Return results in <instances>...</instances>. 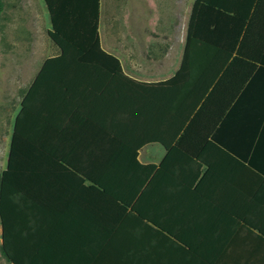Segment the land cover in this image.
I'll return each mask as SVG.
<instances>
[{"label":"trees","instance_id":"trees-1","mask_svg":"<svg viewBox=\"0 0 264 264\" xmlns=\"http://www.w3.org/2000/svg\"><path fill=\"white\" fill-rule=\"evenodd\" d=\"M43 1L51 23L48 35L61 53L47 60L22 103L14 125L7 167L0 176L3 240L0 248L9 264H92L107 246L126 253H147L176 243L165 240V227L155 222L151 214L144 215L140 202L133 208L143 223L135 226V229L140 228V234L134 232L133 225L127 221L125 239L112 238L120 224L116 220L101 234L95 229L93 238L87 241L60 238L56 231L58 225L38 222L36 207L25 196L31 194L29 187L40 184L132 185L137 190L129 193L132 197L126 201L127 212L147 183L183 184L188 183L187 179L191 180L189 184L196 183L201 168L204 165L212 167L203 155L208 143L262 175L261 189L254 198L264 205L259 197L264 189V159L254 156L264 147V0L194 1L181 68L174 78L157 84L166 87L168 102L174 104L171 111L159 106L158 118L170 121L173 127L180 124L170 142L158 137L170 150L159 167L139 162L138 152L144 146L141 144L121 145L126 153L124 157L103 161L102 165L101 160L93 158L87 161L79 157L55 158L53 145L49 148L38 143L39 114L32 97L36 95L42 73L59 64L65 72L97 73L107 75V80L117 73L123 75L119 59L101 46V0ZM1 8L0 1V11ZM136 114L141 116L139 123H144L145 113ZM94 147L99 146L95 144ZM45 152L48 158L41 157ZM64 167L71 169L73 174H41L46 169ZM179 167L184 170L188 167V170L181 172ZM150 223L160 230L149 226ZM247 224L264 237V224L256 221ZM153 232L164 238H151ZM178 242L182 243V239ZM84 249L93 255L81 256ZM189 252L193 253L194 248L190 246ZM190 255V260H196L194 254ZM126 258V261L111 260L109 264L138 262L133 260L135 257Z\"/></svg>","mask_w":264,"mask_h":264},{"label":"crops","instance_id":"crops-1","mask_svg":"<svg viewBox=\"0 0 264 264\" xmlns=\"http://www.w3.org/2000/svg\"><path fill=\"white\" fill-rule=\"evenodd\" d=\"M169 1L170 11L158 0L153 4L147 2L155 15L167 17L173 15V0ZM141 9L144 10L143 6ZM36 13L33 8V14ZM190 16L191 12L186 29L179 30L180 41L175 50L171 22L163 29L167 34L161 41L158 35L142 39L138 32L144 27L134 24L131 26L133 35H129L131 29L127 26L128 32L124 28L127 38L117 34L116 43L107 46L103 43L100 25L101 46L105 52L119 59L123 75L117 73L107 80V75L97 73L65 72L59 64L51 66L44 75L42 73L36 95L32 97L39 114L38 143L49 148L53 145L55 158L79 157L86 161L93 158L101 160L102 165L103 161L124 157L126 153L121 145L141 144L144 146L138 152L139 162L159 167L170 150L158 137L170 142L180 124L173 127L170 121L158 118L159 106L171 111L174 104L168 102L166 87L157 84L171 80L181 68ZM163 42L165 48L159 51L154 45ZM49 47L52 49L50 55L42 61L32 59L22 72L27 88L14 116L10 144L25 97L47 60L60 56V49L51 39ZM35 64L37 68L32 73ZM136 112L145 113L144 123H139L141 116ZM222 140L234 141L232 138ZM95 144L99 147H94ZM259 152L254 156L264 159V147ZM46 154L40 155L48 158ZM203 155L212 167L204 165L196 183L189 184L190 179L183 184L147 183L127 212L126 201L132 197L129 193L137 188L125 184H40L29 187L31 194L25 199L36 207L38 222L58 225L56 231L60 238L76 241L92 239L95 229H99L101 234L111 221L116 220L120 224L112 238L125 239L127 221L133 225L134 232L140 234V228L137 226L135 229V226L143 223L139 213L133 209L140 202L143 214H151L155 222L165 227V240L176 242L169 243L165 249H152L147 253H126L107 246L97 254L92 264L126 261L128 258L124 259L125 256L135 257L133 260L138 261L135 264H264V237L247 224L248 221L264 224V205L254 198L261 189L262 175L210 143ZM178 170L182 172L184 169L179 167ZM72 172L64 167L46 169L41 174L56 176ZM259 197L264 200V189ZM149 226L160 230L154 223ZM152 234L151 238H164L155 232ZM181 239L182 243H179ZM190 246L194 248L193 253L189 252ZM190 254H194L196 260H190ZM84 255L90 257L93 252L84 249L81 256Z\"/></svg>","mask_w":264,"mask_h":264},{"label":"rangeland","instance_id":"rangeland-1","mask_svg":"<svg viewBox=\"0 0 264 264\" xmlns=\"http://www.w3.org/2000/svg\"><path fill=\"white\" fill-rule=\"evenodd\" d=\"M0 176L7 167L8 152L14 116L23 98V91L27 85L22 79V72L32 59L42 61L52 53L49 47L50 37L47 28L51 29L47 7L43 0H0ZM157 0H101L102 40L105 46L116 43L119 35L124 38V28L130 27L129 35H133L134 24L142 25L143 31L138 32L142 39L158 35V40L165 37V27L172 23L174 50L180 41V29L185 30L188 24L194 0H173V15H155L149 7ZM167 5L169 0H158ZM142 5L144 10L141 9ZM33 8L37 13L33 14ZM165 10V8H164ZM169 18H172L169 21ZM155 26V28H154ZM140 29V26H138ZM121 29L123 31L121 32ZM107 33H105V32ZM127 31V29H126ZM128 32V31H127ZM119 34V35H117ZM137 34V33H136ZM179 35V36H178ZM169 37V35H168ZM165 43L156 44L159 51H163ZM156 49V48H154ZM37 66L35 64L34 69ZM25 83V84H24ZM0 227V246H1ZM0 264H9L1 252Z\"/></svg>","mask_w":264,"mask_h":264}]
</instances>
